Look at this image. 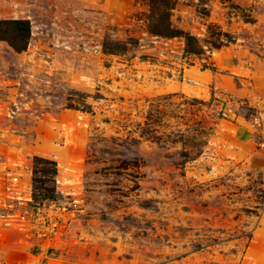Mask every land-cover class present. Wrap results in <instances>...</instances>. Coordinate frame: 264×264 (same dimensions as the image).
I'll return each instance as SVG.
<instances>
[{
    "label": "rangeland",
    "instance_id": "374dc122",
    "mask_svg": "<svg viewBox=\"0 0 264 264\" xmlns=\"http://www.w3.org/2000/svg\"><path fill=\"white\" fill-rule=\"evenodd\" d=\"M164 2L233 42L152 34ZM8 20L31 32L0 38V193L25 197L0 264H264V0H0Z\"/></svg>",
    "mask_w": 264,
    "mask_h": 264
},
{
    "label": "trees",
    "instance_id": "16d2710c",
    "mask_svg": "<svg viewBox=\"0 0 264 264\" xmlns=\"http://www.w3.org/2000/svg\"><path fill=\"white\" fill-rule=\"evenodd\" d=\"M166 5L164 7V10L162 11L161 14H157V16H152L151 19V33L154 35H159L163 37H182L185 40V51L189 55H196V56H203L206 52V50H212V48H219L222 47L223 45L233 42V38L229 36L228 34H224L226 36V39L222 38L220 40H210L206 39L205 40V45L207 43L210 44L209 49H205L204 44H202L201 40L189 33L186 32L182 29L175 28L171 21H170V10L172 8L171 4L164 2ZM153 4L156 5V1H153ZM153 5V7H154ZM0 24H3L6 26V28L12 29V31L15 33V36L13 38L6 37H1V39H9L14 46V48L17 51L23 50L26 46V42H28L30 38V23L25 20H8V21H2ZM214 35H218L217 33H213ZM219 36V35H218ZM15 39V40H11ZM15 41V42H14ZM17 41V42H16ZM17 43V44H16ZM105 51L110 52V53H115V54H123V50H120L117 47L109 48L105 46ZM205 67H211L214 68V66H209L206 63L204 64ZM54 174H57V170L54 171ZM52 191H55L53 189Z\"/></svg>",
    "mask_w": 264,
    "mask_h": 264
},
{
    "label": "built area",
    "instance_id": "2783aa9c",
    "mask_svg": "<svg viewBox=\"0 0 264 264\" xmlns=\"http://www.w3.org/2000/svg\"><path fill=\"white\" fill-rule=\"evenodd\" d=\"M18 183H19V177L18 176H12L11 178H9V182H7L4 185V188H2V191L0 193V197H1L0 203H1V206H2L1 209H4V210H8L10 208L15 209L14 208L15 201L18 200L19 203H22V200L25 199V197L23 195L24 191L18 190V189H21L19 187ZM77 205H78L77 203L73 204V206H75V207ZM65 208L66 207H64V209ZM24 214L25 215L29 214L30 217L33 216V218H34V216L36 217L37 215H39V212H38V210H36V211H34V210H31V211L25 210ZM24 214L23 213L22 214H20V213L17 214V213H11L10 212V213H8V217L12 218V220H15L16 222H19L20 216L24 215Z\"/></svg>",
    "mask_w": 264,
    "mask_h": 264
},
{
    "label": "crops",
    "instance_id": "0c3cea01",
    "mask_svg": "<svg viewBox=\"0 0 264 264\" xmlns=\"http://www.w3.org/2000/svg\"><path fill=\"white\" fill-rule=\"evenodd\" d=\"M237 126H239V127H242L243 125L242 124H237ZM22 175V174H21ZM22 179H23V176H22ZM25 182H26V185L28 186V188L27 189H30V187H31V182H30V180H28V179H23ZM34 245H38V246H40L41 247V244H39L38 242H35V244ZM31 255L33 256V257H38V256H40V255H46V253H44L43 251H41V252H33V253H31Z\"/></svg>",
    "mask_w": 264,
    "mask_h": 264
}]
</instances>
